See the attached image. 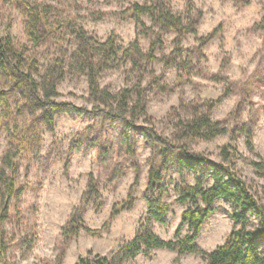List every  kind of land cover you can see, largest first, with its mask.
Listing matches in <instances>:
<instances>
[{
    "label": "rangeland",
    "instance_id": "obj_1",
    "mask_svg": "<svg viewBox=\"0 0 264 264\" xmlns=\"http://www.w3.org/2000/svg\"><path fill=\"white\" fill-rule=\"evenodd\" d=\"M25 1L51 8L47 21L52 32H45L44 40L33 46L25 31L27 13L22 0H0V37L10 34L15 42L27 45L43 67L54 59L68 62L78 46L74 27L84 29L95 43L112 37L118 59L99 73V85L114 93L134 86L143 91L147 114L135 124L147 131L170 137L176 116H191L187 108H181L183 103L216 102L210 116L221 121L227 132L210 140H191L190 148L219 161L222 146L231 144L238 174L256 200L264 203V179L253 166L254 161L264 162V0H250L246 5L236 0H190V7L188 0H167L185 21H197L195 33L183 36L160 29L148 16H142L146 28L128 16L133 3L148 0ZM134 40L143 52L155 43L154 60L143 59L139 68L123 56ZM65 72L56 100L81 108L80 113L56 115L51 130L36 121V115L16 114L15 129L11 118L0 117V158L7 146L5 123L15 131V147L20 151L16 180L20 195L12 202L10 219L4 224L6 264H77L80 256H111L121 241L134 236L146 216L149 143L131 130L136 143L133 153H128L121 144V123L94 110L86 77L69 69ZM9 100L18 113V96L10 94ZM1 110L2 106L0 116ZM241 127L251 130L250 144ZM162 174L168 188L163 200L170 211L164 223L153 224V231L171 239L185 205L176 201L174 185L181 181L179 175L170 169ZM184 176L193 184L191 173ZM90 179L97 187L91 196L85 194ZM128 200L131 207L110 218L113 207ZM77 205L84 207V222L98 232L81 231L65 245L61 229ZM213 206L215 211L196 239L205 251L221 244L233 228L231 204L220 198ZM255 222L251 218V226ZM186 230L184 225L180 235ZM176 257L174 251L153 249L125 264H206L196 254Z\"/></svg>",
    "mask_w": 264,
    "mask_h": 264
},
{
    "label": "trees",
    "instance_id": "obj_2",
    "mask_svg": "<svg viewBox=\"0 0 264 264\" xmlns=\"http://www.w3.org/2000/svg\"><path fill=\"white\" fill-rule=\"evenodd\" d=\"M236 1L242 5L250 2ZM22 3L27 13L26 35L36 47L44 40V33L53 30V26L47 21L51 8H39L25 0H22ZM188 4L189 7L192 6L190 0ZM127 12L128 16L143 28H146V25L142 16H148L153 25L163 30H171L179 36L195 33L196 19L188 18V21H185L181 14L171 10L167 0L133 3ZM43 28L45 31L41 32ZM73 32L77 35L78 46L68 62L65 64L62 60L54 59L44 67L40 66L35 54L29 51L27 45L15 42L10 34L0 37L1 119L11 118V127L15 129L16 114L36 115V121L40 120L51 130L55 125L56 115L73 111L80 113L81 108L56 100L59 95L58 84L66 74L65 70L69 69L86 77L88 96L95 106L94 110L103 113L113 122L121 123V144L126 147L128 153H133L136 143L131 130L138 131L151 147L145 197L147 212L144 221L131 239L118 244L116 252L111 256H80L77 264H125L137 254H147L153 249L174 251L176 258L184 254H196L204 258L206 264H264V203L256 200L249 185L238 174L231 144L222 146L219 161L191 150L189 145L191 140H210L227 132V127L222 125L221 121L213 120L210 116V110L216 102H202L200 105L195 102L183 103L181 108H187L191 116H176L170 137L159 135L152 129L147 131L146 128L135 124L141 115L147 114L143 91L134 86L114 93L99 85V73L118 59L119 49L114 39L109 37L104 42L95 43L81 27H74ZM211 35L212 32L207 38ZM154 50V42L148 52H143L138 40H134L124 50L123 56L132 63L133 68H139L143 59L154 60ZM10 94H16L19 98L16 107L18 113H15V108L11 109ZM4 126L8 136L6 150L0 158V264H6L4 224L10 219L12 202L20 195L16 182L19 172L17 157L20 151L15 147V131L12 132L8 123ZM240 131L245 133L250 144L251 130L241 127ZM253 166L256 174L264 179V162L254 161ZM166 169L177 173L181 178L180 182L175 183L174 190L178 195L176 201L185 205L171 239L162 238L153 231V224L164 223L165 216L170 211V205L163 200V196L168 192L167 186L162 183V173ZM185 172L191 173L193 184L186 182ZM138 179L136 173L135 184ZM96 193V184L90 179L85 194L91 196ZM220 198L231 204L229 216L233 221V228L221 244L213 250L205 251L196 243V239L205 220L215 211L213 203ZM131 203L130 200L117 203L110 218L120 210L130 208ZM83 211V206H75L62 227L61 237L65 245L81 231L91 235L98 232L84 222ZM251 218L256 221L253 226ZM184 225L187 226L186 233L180 235Z\"/></svg>",
    "mask_w": 264,
    "mask_h": 264
}]
</instances>
